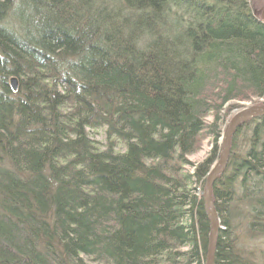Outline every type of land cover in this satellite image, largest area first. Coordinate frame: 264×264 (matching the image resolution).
<instances>
[{
	"label": "trees",
	"instance_id": "trees-1",
	"mask_svg": "<svg viewBox=\"0 0 264 264\" xmlns=\"http://www.w3.org/2000/svg\"><path fill=\"white\" fill-rule=\"evenodd\" d=\"M249 2L0 0V264H205L193 188L218 158L222 108L264 98ZM205 130L211 156L184 172ZM236 132L218 183L254 192L241 207L215 192L216 264H248L236 221L264 236V119Z\"/></svg>",
	"mask_w": 264,
	"mask_h": 264
},
{
	"label": "rangeland",
	"instance_id": "rangeland-1",
	"mask_svg": "<svg viewBox=\"0 0 264 264\" xmlns=\"http://www.w3.org/2000/svg\"><path fill=\"white\" fill-rule=\"evenodd\" d=\"M250 2V8L253 12H260L263 11L264 9V0H249ZM257 14V12H256ZM13 78H9V85L10 88L11 87V81ZM17 87L19 89V84L17 82ZM13 89V88H12ZM17 90H14V92H17ZM215 93H219L218 90H215ZM264 104V98H259L257 99L256 97H251L249 98L247 101H242V100H231L230 102H228L223 108H222V112L220 114V119L218 122H220V124L218 125V130H219V134H220V138L218 140V144L221 145L220 141L221 138L223 136V132L225 130V128L227 127L228 123L230 122L231 118L234 117V115H236V113H238L239 111H242V109L245 106H259V105H263ZM213 116L208 115L206 117V121L208 124V127L206 128L208 130L209 125H211V123L213 122ZM207 130H205L204 134L201 135L199 142H197V147L195 149V151L189 155L190 160L197 164L200 163L202 161H204L205 159L208 158L211 149L214 147V143H213V136L209 135V133H207ZM215 131L217 132V129H215ZM90 137L93 138L96 142L97 148H107L112 146L114 143L113 141H115L114 139L108 138L106 135V131L104 129H98V130H92L90 133ZM264 140V138H263ZM240 145V150H245L246 148H244V146H246V141L242 140ZM113 148H116L117 151H123V144L121 143H115V145L113 146ZM240 152V151H239ZM189 169H192V167H190ZM244 209V208H242ZM244 220L241 221V223L238 221H236V235H235V242H236V246H240L243 249V258H245L244 261H246L248 264H264V236H260L259 234H254L252 235L251 232L247 231L246 229V223H243ZM186 250V249H184ZM92 264V263H91ZM94 264V262H93Z\"/></svg>",
	"mask_w": 264,
	"mask_h": 264
},
{
	"label": "bare ground",
	"instance_id": "bare-ground-1",
	"mask_svg": "<svg viewBox=\"0 0 264 264\" xmlns=\"http://www.w3.org/2000/svg\"><path fill=\"white\" fill-rule=\"evenodd\" d=\"M256 12H257V14H256ZM256 12H253V16L256 17V20L264 26V23H263L264 9H263V11H260V12L256 11ZM254 106H256V105H254ZM250 107H252V106H249V107L248 106H245L242 109V111H246ZM239 112H241V111H239ZM236 114H238V113H236ZM260 119H264V117L263 118H260ZM260 119H257V120H260ZM250 136H252V135H250ZM221 142H222V138H221L220 143ZM231 143H232V141H231ZM232 145H233V143H232ZM232 145H231V148L229 150V157H228V160H227L226 167H225L224 171L219 175V178L217 180H215L212 183L211 182L209 183V185L211 187V191H209V195L211 193V198H213V201H214V207H215V198H214L215 192L217 190L218 191H220V190L222 191L224 189H228L229 190L231 188V185H232L231 184V181H224V182L218 183L219 180L223 177V175L225 174V172H226V170L228 168V163H229V160H230L231 155H232L231 153L233 151V148H232L233 146ZM218 146H219L218 158L212 162V164L210 165L207 173L203 176V178H201L200 180H198L197 185H195L194 188L192 187L195 190V198L197 200H201V201L204 202V208H205V201H206L205 194H206L207 189H208V182H209V178H210L211 172H213V170L218 166L217 164L219 163V159H220V157L222 155L221 152H222L223 143H221V145L218 144ZM195 149H193L189 154H186V157H187V160H188L189 164H187L184 167V172L189 171L190 173L193 174L194 173V170L197 168V165H199V164L205 162L206 160H208V158L211 156L210 154L212 153L214 147L211 149V152H210L208 158L205 159L204 161L200 162V163H197V164L193 163L190 160V158H189V155H191L195 151ZM190 167H192V169H189ZM181 169L183 170V167H181ZM252 181L254 182V181H257V180L255 178H253ZM252 187L253 186L249 185L248 183H246V185H244L241 182H237L231 188V191H234L233 192V195H232V197H233V201H232L233 204L235 206H238V207L240 206L241 207L243 204L247 203L250 200V198H252V193L254 192L253 189H252ZM252 203H254L253 209L257 210V208H260L259 207L260 206V202H257L256 199H254ZM262 204L264 205V202H262ZM215 209H216V207H215ZM216 211H217V209H216ZM206 214H207V210H206ZM217 216H218V219H220L219 214H218V211H217ZM207 218H208V214H207ZM243 218H245L246 220H251L250 216L248 214H246V213L243 214ZM209 222L211 224V221L210 220H209ZM221 224H222V220L220 219V232L222 231ZM210 230H211V227H210ZM220 232H219V234H220ZM211 233H212V230H211L210 235H209V238H208L209 244H208L207 252H208L209 246L211 244V241H210ZM219 234H218L217 241L219 240V236H220ZM218 243H219V241H218ZM217 246H218V244H217ZM216 250H217V248H216ZM208 254H209V252L207 253V257H206L205 262H204L205 264H207ZM215 262H216V255H215V259H214V263Z\"/></svg>",
	"mask_w": 264,
	"mask_h": 264
},
{
	"label": "water",
	"instance_id": "water-1",
	"mask_svg": "<svg viewBox=\"0 0 264 264\" xmlns=\"http://www.w3.org/2000/svg\"><path fill=\"white\" fill-rule=\"evenodd\" d=\"M263 23H264V16H263ZM17 79L13 78L11 81V87L14 90H17ZM264 117V105L259 106H252L246 111L238 112L234 117L231 118L230 122L228 123L227 127L224 130V134L222 136V152L221 157L219 159L218 166L211 172L209 182H208V189L205 194L206 201H205V209L207 210L208 219L211 221V237L210 241L211 244L209 246V254L207 259V264H215L214 259L216 255V248H217V238L218 234L220 232V219H218L217 211L214 207V201L213 198H211V193L209 195V191H211V187L209 183L214 182L219 178V175L224 171L226 167V163L229 157V150L231 148V141L233 136L235 135L236 131L242 127L245 124H248L249 122L253 120H257Z\"/></svg>",
	"mask_w": 264,
	"mask_h": 264
}]
</instances>
